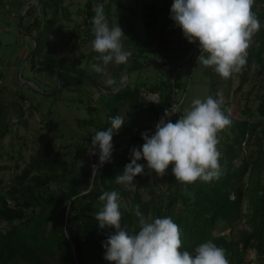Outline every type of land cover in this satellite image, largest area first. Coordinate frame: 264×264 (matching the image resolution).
Listing matches in <instances>:
<instances>
[{"label": "trees", "instance_id": "1", "mask_svg": "<svg viewBox=\"0 0 264 264\" xmlns=\"http://www.w3.org/2000/svg\"><path fill=\"white\" fill-rule=\"evenodd\" d=\"M173 2L165 3L164 10L149 7V12L144 14L143 20L147 30L156 29L158 32L159 39L154 50L156 62L159 59L164 60L163 65L166 67L175 66L183 61L198 43L190 44L183 49L170 47L171 37L176 30L171 29L166 32V28L169 24L168 20L171 19L170 10ZM61 3L62 0H37L36 5L44 19L34 17L27 25L22 24V31L36 42V50L29 61V69L36 70L34 72L38 73L62 69L59 74L61 88L62 86L77 89L87 85L98 86L100 84L97 78L101 77L100 73L94 71L88 74L85 69L69 67L63 60L56 59L49 48L50 37L55 32L50 29L45 17L48 9L58 8ZM96 4L97 0L85 2L83 22L88 27L92 24ZM259 4H264V0H255L252 10L262 27L253 37V42L248 49L247 64L243 69L238 90L250 80V72H253V79L258 81L257 85L252 86L248 95L250 96L251 92L255 93V99L259 102L256 108L257 115L263 120H251L254 113L246 101L242 110L244 119L231 120L228 126L230 135L225 136V141L218 149L221 153L219 177L211 182L197 180L193 184L184 185L175 180L171 171L168 175L166 190L156 193L150 189L151 196L145 201L138 192L125 191L122 185L115 182V177L121 174L124 167L130 163L124 158H119L116 163H106L105 167L114 165L113 171L106 168L100 174L98 173V177L95 176L96 178L92 180L95 189L84 194H82L83 180L80 176L85 169L86 171L90 169V163H87L80 173H75L74 169L67 167L68 163L62 161L59 155L50 161L45 158H32L9 183L0 177V223L7 224V228L0 231V264H47L49 261L56 264H109L104 259L105 249L102 245L108 236L114 233V229H100L93 215L100 210L98 205L102 207L99 197L105 191L118 192V188L119 195L129 200L128 205H124L121 200L119 203L122 214L121 227L130 234H136L140 230L138 218L135 215V207L139 205V210L146 219L171 217L179 225L181 252L188 251L194 254L197 246L211 241L226 250L229 264H250L247 257L250 252H254L264 260V8ZM35 10V5L29 7L20 21L23 23L24 18L32 17ZM159 22H161L160 27L157 25ZM131 30L133 31L132 28ZM56 34H60L59 29ZM86 35L92 42L93 32L87 30ZM133 36L130 42L137 53L134 57L129 56L128 63L121 65L112 63V74L105 76L108 80L114 81L113 84L104 87L109 92L119 88V79L124 72L139 68L142 65L141 60L143 63L151 61L146 57V54L150 52V42L141 40L136 32ZM185 41L188 43L186 39ZM66 42L71 44L70 39ZM72 44L75 46V42ZM199 54L198 47L189 61ZM95 55L97 53L91 52L89 59L93 60ZM172 72L162 73L167 77L153 82L146 89L158 94L160 99L158 104H151L153 116L165 108L174 86L184 89L178 79L173 84L170 82ZM2 76L3 74L0 73V78ZM104 82L107 83V81ZM144 89V85H137L136 82L126 83L123 90L113 97L115 103L113 110L110 111L111 116L118 115L117 108L123 105L131 108L127 116L138 113L141 107L147 106V102L141 97ZM211 89L212 97L218 98L215 84H212ZM2 93L3 88L0 86V94ZM16 99L20 113L21 105L27 97L18 92ZM3 110V107H0V119ZM225 115H227L226 111ZM179 116L172 122H176ZM82 122L90 123L91 121L83 120ZM8 132V125L1 124L0 141ZM140 139L142 137L132 135L130 141ZM85 143L89 144L90 141ZM83 150L80 148L76 152L74 161L70 164L73 168L83 155ZM47 161L53 166L58 165L60 173L55 171L43 175L36 173L45 168ZM60 184L65 187L55 191L50 187L51 185L60 186ZM7 186L8 189L5 190ZM245 202L248 203L250 212L247 219L248 230L241 232L239 238L233 241L228 239L222 231L227 229L229 232L232 231L241 221L244 217Z\"/></svg>", "mask_w": 264, "mask_h": 264}, {"label": "rangeland", "instance_id": "2", "mask_svg": "<svg viewBox=\"0 0 264 264\" xmlns=\"http://www.w3.org/2000/svg\"><path fill=\"white\" fill-rule=\"evenodd\" d=\"M31 1L0 0V73L3 74L2 78H0V86L3 88V93L0 94V107L4 109L1 114L0 123L2 125L7 124L9 127L8 134L0 141V168H3L0 170V177L9 183L15 175L25 168L32 158H45L50 161L56 155H59L62 161L68 163L67 167L74 169L75 173H80V170L87 163H90V169L88 171L85 169V172L81 173L80 176L83 180L82 194H84L95 189V184H93L92 180L95 176L98 177V173L100 174L106 168L112 171L114 169V165L105 167L106 164H104L103 167L98 168V171H94L93 165H95L97 155H89L91 145L90 143H85V141H88V137H92L96 133L95 126H83L76 123L77 120L96 119V113L91 112L88 106L99 105V103L86 94L63 100V92H59L61 88L60 81V87H58V72H61L62 69L49 74H36L34 73L36 70L29 69V62L24 66L25 59L33 49L34 43L31 38L21 31L19 25H27L34 17L44 19L41 16L38 5H36L37 0H35L29 6H36L34 15L29 19L24 18L23 23L20 21L28 10L26 9L23 12L25 5ZM172 1L174 0H97L94 16L96 15L97 7L102 6V11L109 27L119 25L122 28L125 36L122 38L123 50L128 52L131 57L136 55L137 50L132 46V42H130L134 37L133 33L136 32L141 40L150 42V52L146 54V57L151 59V61H156L157 57L154 50L159 39L158 32L156 29L147 30L144 27V14L149 12L148 9L151 6L157 10H164V4L171 3ZM85 2L86 0H62L58 8L47 10L45 19L49 22L50 29L55 32L49 40V48L53 51L54 57L58 60H63L69 67L85 69L90 74L94 72L90 68V65L94 61L89 59V55L93 52V49L86 31L90 30L91 32L93 24L88 27L83 22L85 17ZM22 12L23 16L21 17ZM168 22L166 32L171 29L176 30L175 34L171 37L170 47L174 49L189 47L190 44L186 43L181 29L175 25L173 20L169 19ZM157 25L160 27L161 22ZM58 29L60 30V34H56ZM68 39L71 40V44L66 42ZM74 42L75 46L72 44ZM196 59L197 56L189 62L184 63L177 70V79L184 87L181 115L184 114L186 109L191 107L194 99H201L203 101L208 96H212L213 91L211 86L215 84L216 91L224 100L222 109L226 111L230 120L244 119L245 116L242 115V110L245 107L246 101H248V107L254 113L251 120H263V118L257 115L256 108L259 102L255 99V93L251 92V95H248L252 86L257 85L258 81V79H253V72H250V80L238 90L243 69L246 67L241 72L234 73L229 78L224 79L214 70L212 71L214 67H206ZM128 61L129 58L126 63ZM141 63L142 65L139 68L131 69L130 78L137 85H144L145 89L142 92L148 91L146 89L155 82L154 76L167 77V75H163L162 72L158 71L155 66L149 65V62L143 63V60H141ZM157 63L163 64L164 60L159 59ZM112 72L113 67L112 63H110L100 75L104 77L110 76ZM19 73L21 81L18 79ZM47 76L53 79L52 83ZM46 80L47 84L44 82ZM127 80L128 76L126 83ZM84 89L86 88L80 87L77 90L81 92ZM18 92L27 97V100L21 105L22 112L20 113L18 112L19 105L16 99ZM103 96L107 99L108 105L107 108L96 110L98 112L96 120L99 123L100 129L106 130L110 126L107 119L111 117L110 111L113 110L115 102L113 97L106 94ZM141 97L143 101L147 102L143 96ZM151 106L153 107V105L147 102V106L141 107L138 113L129 116L127 114L131 111L130 107L127 105L118 107V114L124 117L125 123L118 133L113 135L115 145L113 147L111 162L116 163L119 158L131 161V150L133 148H140L143 145V139L130 141L129 137L151 129L154 124V114ZM101 109L105 113H102ZM227 135H230L228 127L218 133L219 143L217 149L221 148ZM80 148L84 149L83 155L75 168H73L70 164L74 161L75 154ZM49 161H47L42 171L36 173L41 175L44 173L50 174L51 171L60 173L59 166H53ZM138 163L145 166L144 174L135 177L133 181L135 186L122 185L125 191H136L145 201L151 196L149 194L150 189L156 193L165 191L168 186V175L172 171V165H169L163 177H157L155 172H149L145 160L141 159ZM50 187L55 191L63 189L65 185H51ZM6 189H8V186ZM119 192L120 189L118 188ZM119 196L122 203L128 205V198ZM247 205L248 203L245 202L243 206L244 217L235 225L234 229L230 232L228 229L222 231L228 239L236 241L241 232L248 230L247 219L250 212ZM98 208L100 209L101 205H98ZM65 225L66 218L64 220ZM6 228L7 224L1 222L0 231ZM247 257L250 264H264V260L255 255L254 252L248 253ZM47 264L56 263L49 261Z\"/></svg>", "mask_w": 264, "mask_h": 264}, {"label": "clouds", "instance_id": "3", "mask_svg": "<svg viewBox=\"0 0 264 264\" xmlns=\"http://www.w3.org/2000/svg\"><path fill=\"white\" fill-rule=\"evenodd\" d=\"M254 0H174L170 18L182 31L189 44L199 43L198 61L224 79L239 73L247 64L248 49L253 37L262 25L253 12ZM92 49L97 55L90 68L103 73L110 63L127 62L129 53L123 50L122 28L109 27L102 11L96 9L92 18ZM109 85L113 80L107 81ZM208 96L205 100L194 99L189 109L173 123L170 117L177 114L175 103L166 109L155 126L154 134L142 133L140 148L131 150V161L121 174L115 177L120 185L135 186V177L144 174L141 159L147 162L149 172L163 177L169 165L175 180L193 184L197 180L211 182L220 175V156L217 149L218 133L231 123L222 109L223 97ZM106 130H99L91 137L89 155H97L99 164L94 171L111 162L113 135L125 123L120 114L108 119ZM167 121V122H166ZM99 200L102 207L93 216L100 229H114L103 243L104 259L109 264H229L226 250L208 241L195 248L194 254L180 251L181 230L171 217L146 219L135 207L139 231L130 234L121 227L120 196L117 191H105Z\"/></svg>", "mask_w": 264, "mask_h": 264}, {"label": "crops", "instance_id": "4", "mask_svg": "<svg viewBox=\"0 0 264 264\" xmlns=\"http://www.w3.org/2000/svg\"><path fill=\"white\" fill-rule=\"evenodd\" d=\"M260 6H262L263 8H264V4H260ZM159 64V63H158ZM159 65H161V66H164L163 64H159ZM134 71V70H133ZM158 71H160V72H162L161 70H159L158 69ZM132 72V71H131ZM34 73H36V74H38V72H34ZM49 73H51V72H45V73H42V74H49ZM162 73H165V72H162ZM44 76H46V75H44ZM48 78H50V82L52 83V80L53 79H51V77L50 76H47ZM154 79H155V81H157V80H159V79H165L166 78V76H159V75H157V76H154L153 77ZM97 81H98V84H100V85H98L97 87H99L100 89H102V90H104V91H106V92H109V91H107V90H105L104 89V87L105 86H107V85H109V84H107V83H105L104 81H108V77H104V76H101V77H99V78H97ZM45 83L47 82V80L46 81H44ZM114 82V81H113ZM127 83H134V81L130 78V73H129V75H128V80H127ZM47 84V83H46ZM86 89H84V91H78L77 90V88H73V87H63L62 88V92H63V95H62V99L63 100H66V98L67 99H71V98H75V97H77V95H88V96H91L92 97V99H95L98 103H99V105H97V104H95V105H92V106H88V109H89V107H90V111L92 112H95L96 114H95V117H96V119H97V113L98 112H96V110H98L99 108H107V104H108V101H107V99L103 96L105 93H103V92H100L97 88H95L94 86H92V85H87V86H84ZM116 91V90H115ZM112 92H114V91H112ZM141 96H142V92H141ZM102 113H105L102 109L100 110ZM99 111V112H100ZM117 113H118V108H117ZM96 119H89L91 122L90 123H84V122H82L81 120H77V124L78 125H93V126H95L94 127V129L96 130V132L97 131H99V130H101L100 129V127H99V123H98V121L96 120ZM88 121V120H87ZM81 159V158H80ZM80 159H79V161H80Z\"/></svg>", "mask_w": 264, "mask_h": 264}, {"label": "built area", "instance_id": "5", "mask_svg": "<svg viewBox=\"0 0 264 264\" xmlns=\"http://www.w3.org/2000/svg\"><path fill=\"white\" fill-rule=\"evenodd\" d=\"M255 1V0H254ZM199 56H197V59H198ZM196 59V60H197ZM177 79V70L174 71L170 77V82L173 84L174 81H176ZM142 96L145 98V100L149 103V104H158L160 102V99H159V96L158 94L156 93H151L149 91H143L142 92ZM183 100H184V91L183 89H179L177 87H173L172 89V92L170 93V95L168 96V103L167 105L165 106L164 109L160 110L155 116H154V124L153 126L151 127L150 130L148 131H142L140 132L137 136L138 137H142L141 134L142 133H149V134H154L155 132V126L159 123V121L161 120V118L164 116V112L166 109H170L171 106L175 103L176 105H178V112L177 114H173L170 119L171 121L173 119H175L177 116H182L181 114V106H182V103H183ZM167 122V121H166ZM131 138V136L129 137ZM88 141H90L91 143V136L88 137ZM115 145V142H113V147ZM99 164V157H98V154H97V158H96V161H95V165H98Z\"/></svg>", "mask_w": 264, "mask_h": 264}, {"label": "water", "instance_id": "6", "mask_svg": "<svg viewBox=\"0 0 264 264\" xmlns=\"http://www.w3.org/2000/svg\"><path fill=\"white\" fill-rule=\"evenodd\" d=\"M33 1H35V0H32L30 3H27V4L25 5V7H24V9H23V12H24L26 9L29 8V6L33 3ZM23 12H22L21 17L23 16ZM19 28H20L21 31H22V25H21V24L19 25ZM26 35H27V37H29V38L32 39V41H33V43H34V46H33V49L31 50V52L29 53V55L27 56V58L25 59L24 66L27 65V63L30 61L31 57L33 56V54H34V52H35V50H36V42H35V40H33V38H32L30 35H28V34H26ZM198 47H199V45H196V46H195V47L189 52V54L187 55V57H186L183 61L179 62V63H178L177 65H175V66H172V67L161 66V65H159L155 60L150 61V62H149V65H153V66H155L157 69L161 70L162 72L170 73V72H172V71H174V70H178L179 67H181V66H182L184 63H186L187 61H189V59L193 56V54L196 52V50H197ZM130 72H131V70L126 71V72H124V73L122 74V76L120 77V80H119V88H118L116 91H114V92H106V91L100 89L99 87H97L96 85H93V86H94L95 88H97L100 92H103V93H105V94L108 95V96L115 97V96H116L117 94H119V93L123 90V88L125 87V85H126V78H127V76L129 75ZM20 73H21V72H20ZM20 73H19L18 79L21 81V79H20ZM59 74H60V71L58 72V85H59ZM22 84H24V83H22ZM58 87H60V85H59Z\"/></svg>", "mask_w": 264, "mask_h": 264}]
</instances>
